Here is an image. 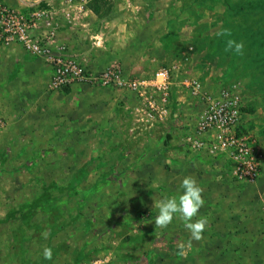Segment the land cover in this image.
I'll return each instance as SVG.
<instances>
[{"label":"rangeland","instance_id":"obj_1","mask_svg":"<svg viewBox=\"0 0 264 264\" xmlns=\"http://www.w3.org/2000/svg\"><path fill=\"white\" fill-rule=\"evenodd\" d=\"M124 1L116 5L121 13L129 12L132 26L124 39L118 38L121 46L112 50L107 42L108 49L86 58L99 60L100 70L77 59L96 74L120 68L127 78L174 68L172 92L181 128L175 114L165 125L151 127L135 113L131 94L84 86L72 89L96 97L95 104L77 96L53 98L50 103L64 106L65 126L44 128V99L36 94L35 111L15 127V140L0 146V264H235L230 245L222 257L198 251L210 231L225 230L224 215L233 212L222 206L210 219L206 207L219 198L217 169L233 174L231 164L209 153H203V161L186 162L176 149L182 146L184 125L195 123L204 111L202 100L186 88L197 81L208 94L228 91L238 97L243 127L264 156V0ZM229 40L243 43L242 54L228 49ZM38 70L45 85L52 84L53 70ZM140 131L145 135L137 136ZM186 177L203 190L204 204L193 221L208 220L202 239L190 246L183 219L175 217L166 228L154 223L155 202L179 194ZM238 182L253 187V192L243 187L244 213L255 209V195L264 206V192H255L257 186L264 190V158L259 179ZM226 194L233 199V193ZM254 217L242 226L258 232V247L241 248L248 241H234L237 251L246 252L241 264L253 263L254 249L258 264H264V221ZM214 244L223 246L222 240ZM45 249L52 250L51 260L44 259Z\"/></svg>","mask_w":264,"mask_h":264},{"label":"built area","instance_id":"obj_2","mask_svg":"<svg viewBox=\"0 0 264 264\" xmlns=\"http://www.w3.org/2000/svg\"><path fill=\"white\" fill-rule=\"evenodd\" d=\"M68 3L72 5L74 0ZM63 11L51 0L36 1L24 9L0 1V47L19 45L25 52L43 59L53 70L51 88L55 91H67L77 85L121 90L135 97V113L151 127L165 125L176 115L178 105L172 92L174 68L163 67L149 76L135 78H127L120 68L100 74L84 68L66 45L56 48ZM186 88L202 100L204 111L195 123L184 126L183 147L193 153L226 158L238 181L259 179L264 156L243 127L238 97L228 91L208 94L197 81L188 82ZM3 123L0 120V127Z\"/></svg>","mask_w":264,"mask_h":264},{"label":"crops","instance_id":"obj_3","mask_svg":"<svg viewBox=\"0 0 264 264\" xmlns=\"http://www.w3.org/2000/svg\"><path fill=\"white\" fill-rule=\"evenodd\" d=\"M0 1L14 8H24L35 1L40 0ZM51 2L64 10L63 12H60L62 26L59 29V41L57 44L59 47L66 45L69 51L74 54L84 66L93 71L100 70L99 68L103 65L99 63V60H89L90 58H86L95 56L96 52H99L100 49H108L107 42H110L113 45V47H111L112 50L119 48L121 45L119 46L118 41H120L121 38H125V32L132 26V23L129 21V12L121 13L116 5V0H74V4L72 5H69L70 3H68V0H51ZM122 2V5H124L125 1L122 0ZM81 7L82 9H80ZM119 37L120 39H118ZM38 68H42L47 74H51L52 72L51 66L48 63L43 59L25 52V50L19 45L0 47V120L4 122L3 126L0 127V146L5 144V142L8 143L9 141L15 140L13 139L14 135L12 137L15 127L20 126V124H26V119L24 118L26 114L35 111L36 107L34 98L36 94H39V96L44 99V104L42 106L44 128H50L51 123L57 128L65 126L64 124L66 121L62 117V113L65 110L64 106L62 104L54 105L50 103L53 98L58 97L59 99L67 100V98L72 99L77 96L79 97L78 100L90 102L91 107L93 106L92 104L94 101H96V97H91V94L83 93L78 95V93H76L77 91L72 88V90L70 89V91L67 90L65 92L53 90L51 84L47 86L45 85L44 80L46 78L40 75ZM77 86H82L79 89H82L83 86V89L88 87L85 85ZM12 97H15L16 99L13 100ZM110 102V106L114 107L116 99H113ZM123 103L125 104V107L128 105L126 102ZM178 120V116L175 115L174 123L181 128V124L178 123ZM174 126L175 125H173V127ZM132 130H134V128H132ZM139 135H145V131L138 132L137 136ZM177 147V155L185 158L186 162L193 159H202L203 161L206 157L204 154H207L190 152L186 150L183 145L181 147L178 145ZM210 159L215 158L211 157ZM217 170L219 172L216 173V176H218L217 180L221 183L216 184L214 192L219 191L220 194L218 199L206 205L209 218L212 219L211 213H213V215L216 214V210L221 209L222 206L226 208L227 206H231L233 212L230 210L227 215H224L226 218L224 220V222H226V231L224 228L223 231L219 232L214 230L210 231L206 237L203 238L202 245L198 251L202 248V250H204L203 252L207 255H217L222 257V254L227 253V248L230 245L232 252H234L236 256L235 264H241V259L244 258L243 255L246 254V252L243 249V252L237 251V247H234V241H248V243L244 244L241 248L258 247V232H252V229L246 231L242 224L246 223L248 221L247 219L253 218V215L255 216L254 218L263 222L264 206L260 205L261 202L259 203L258 201V195H255L256 197L253 200L255 209L253 210H256V212H252L253 210L250 208L248 213H244L242 206L243 187H246V192H253V187L243 186L244 184L238 182L230 170L223 168ZM173 172L178 173L179 169H176ZM173 175L178 177V174ZM262 191L264 192V190L259 189L257 186L255 192L261 195ZM226 193H233V199L230 200L231 197ZM249 204L251 205L252 201H250ZM219 211L221 214L222 210ZM242 230H244V232ZM263 234L264 233L261 232V238H263ZM215 240H222L223 246L219 247L218 245H215ZM175 246L177 245L174 243L172 248L174 249ZM182 250L186 252L190 251V249L186 247H183ZM251 253L250 258L253 259V263L251 262L250 264H258L256 250H252Z\"/></svg>","mask_w":264,"mask_h":264},{"label":"clouds","instance_id":"obj_4","mask_svg":"<svg viewBox=\"0 0 264 264\" xmlns=\"http://www.w3.org/2000/svg\"><path fill=\"white\" fill-rule=\"evenodd\" d=\"M243 48L242 42L228 41V49H234L238 54H242ZM202 191L195 179L191 177L184 178L179 194H173L155 202L154 207L158 210V214L154 218L156 228H166L173 222L175 217H179L183 219L185 228L190 232L189 246L192 240L199 241L202 239L208 220L206 217H200L198 220L193 221V218L197 216L204 204ZM43 256L44 259L51 260L52 250L45 249Z\"/></svg>","mask_w":264,"mask_h":264}]
</instances>
